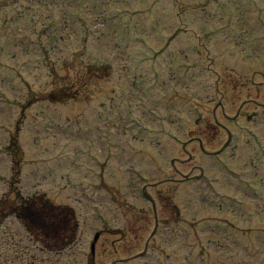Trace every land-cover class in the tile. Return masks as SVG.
<instances>
[{
	"label": "rangeland",
	"instance_id": "374dc122",
	"mask_svg": "<svg viewBox=\"0 0 264 264\" xmlns=\"http://www.w3.org/2000/svg\"><path fill=\"white\" fill-rule=\"evenodd\" d=\"M180 1L192 15L185 21L177 5L176 25L191 28V33L182 32L168 41L169 31L156 32L163 6L169 8L172 4L164 1L157 8L154 0H96L95 7L89 8L79 0H0V200L12 176V156L6 146L17 125L25 157L32 162L21 185L23 193L59 192L79 218V242L52 253L20 219L6 216L0 226V264H91L89 254L96 232L101 236L95 250L98 256L102 252L109 257L110 264L141 252L124 264H204L202 254L207 259L205 264H264V203L261 210H255L250 206H259L254 196L241 193L238 203L235 197H228L238 190L257 189L264 202V0ZM8 2L11 6L6 9ZM72 12H78L79 17ZM163 21L169 26V20ZM139 34L147 42L142 43V50L136 46ZM153 55L162 56L157 64L160 81L174 76L172 62L180 70L188 94L182 104L177 99L165 102L174 97H157L155 90L129 93V86L122 83L142 64H154L158 59ZM51 64L64 80L57 83L80 87L83 101L95 95L86 105L79 103L80 111L71 128L82 126L80 134L68 126L65 108L72 105L42 101L21 112L32 88L45 90L56 82L50 73ZM93 65L102 66L100 71L106 74L102 90L96 75L87 77ZM155 81L157 77L148 83L141 79L138 84L152 86ZM171 86L168 81L166 88ZM114 95L120 97V108ZM158 102H165L171 111L177 110L153 111ZM228 102L240 103L236 109L245 115L251 113V120L235 114H229L228 119ZM201 113L206 117L204 127L201 123L199 130L193 128L191 132L195 144L187 138L184 147L169 141L163 148H154L161 139L155 134L149 148L133 143L141 137L146 141L150 137L145 133L160 129L161 123L188 132L195 121H202L197 119ZM99 124L109 125L110 130L104 134L109 146L98 132ZM172 136L180 140L190 133ZM83 140L85 156L96 158L99 170L96 178L88 179L92 178L99 190L111 193L101 194L89 187L65 198V193L78 189V178L68 173L71 169L62 167L64 161L57 158H79L78 144ZM136 151L141 157L140 172L133 171L130 160ZM248 159L256 160L259 167L246 162ZM78 161L86 168V162ZM95 165L91 160L88 176H92ZM81 171L77 169L75 174L79 177ZM59 173H68L61 176L60 182L65 192L51 177H59ZM118 173L121 175L115 179ZM59 193L54 195L57 200ZM98 207L104 213L124 215V224L118 226L129 235L123 239L122 235H110L111 241L103 234L104 229L98 228L101 222L95 217ZM179 209L191 222L183 221L176 232L173 224L160 222V229L166 233L162 238L167 235V240L159 244L162 248L173 247L177 254L166 255L146 239L154 238L157 218L179 221ZM174 232L176 237L171 239L168 234ZM133 235L143 242L137 243ZM182 238H188L184 241L186 247L180 242L175 249V240ZM189 238L199 241L197 247H204V253L191 248Z\"/></svg>",
	"mask_w": 264,
	"mask_h": 264
},
{
	"label": "bare ground",
	"instance_id": "6f19581e",
	"mask_svg": "<svg viewBox=\"0 0 264 264\" xmlns=\"http://www.w3.org/2000/svg\"><path fill=\"white\" fill-rule=\"evenodd\" d=\"M160 145H161V146H164V142H163V141H161V142H160Z\"/></svg>",
	"mask_w": 264,
	"mask_h": 264
}]
</instances>
